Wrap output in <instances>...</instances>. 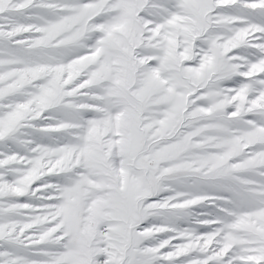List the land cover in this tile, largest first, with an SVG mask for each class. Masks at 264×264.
I'll return each mask as SVG.
<instances>
[{"label":"snow or ice","instance_id":"6c2138e0","mask_svg":"<svg viewBox=\"0 0 264 264\" xmlns=\"http://www.w3.org/2000/svg\"><path fill=\"white\" fill-rule=\"evenodd\" d=\"M0 264H264V0H0Z\"/></svg>","mask_w":264,"mask_h":264}]
</instances>
